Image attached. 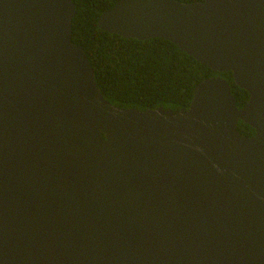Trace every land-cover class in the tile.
Instances as JSON below:
<instances>
[{
	"label": "water",
	"instance_id": "1",
	"mask_svg": "<svg viewBox=\"0 0 264 264\" xmlns=\"http://www.w3.org/2000/svg\"><path fill=\"white\" fill-rule=\"evenodd\" d=\"M74 15L0 0V264H264V0H120L97 20L231 72L241 109L218 76L176 113L111 105Z\"/></svg>",
	"mask_w": 264,
	"mask_h": 264
},
{
	"label": "trees",
	"instance_id": "2",
	"mask_svg": "<svg viewBox=\"0 0 264 264\" xmlns=\"http://www.w3.org/2000/svg\"><path fill=\"white\" fill-rule=\"evenodd\" d=\"M119 1L71 0L75 6L71 41L85 53L105 101L117 108L143 112L160 107L176 113L187 110L198 83L218 76L228 82L236 108L245 106L249 95L234 83L231 72H216L163 38L140 41L98 28L99 16ZM237 132L245 137L255 134L241 120Z\"/></svg>",
	"mask_w": 264,
	"mask_h": 264
}]
</instances>
